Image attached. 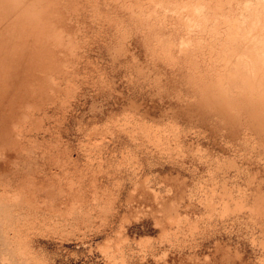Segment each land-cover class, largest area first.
Here are the masks:
<instances>
[{
    "label": "rangeland",
    "instance_id": "obj_1",
    "mask_svg": "<svg viewBox=\"0 0 264 264\" xmlns=\"http://www.w3.org/2000/svg\"><path fill=\"white\" fill-rule=\"evenodd\" d=\"M263 210L264 0H0V264H264Z\"/></svg>",
    "mask_w": 264,
    "mask_h": 264
},
{
    "label": "bare ground",
    "instance_id": "obj_2",
    "mask_svg": "<svg viewBox=\"0 0 264 264\" xmlns=\"http://www.w3.org/2000/svg\"><path fill=\"white\" fill-rule=\"evenodd\" d=\"M61 1H62V0H61ZM3 2H7V0H6V1L3 0ZM55 2H56V1H55ZM13 3H14V2H13ZM5 4H6V6H7V3H5ZM39 4H40V3H39ZM59 4H60V3H59ZM19 5H20V4H19ZM40 5H41V4H40ZM12 6H13V5H12ZM8 7H9V6H8ZM10 7H11V6H10ZM32 7H33V6H32ZM42 7H43V6H42ZM42 7L40 6V8L44 10V8H42ZM38 10H39V9H38ZM61 11H62V10H61ZM10 12H12V11H10ZM26 12H27V11H26ZM7 13H9V12H7ZM12 13H13V12H12ZM37 13H38V12H37ZM13 15H14V14H13ZM30 15H32V14H30ZM5 17H6V16H5ZM25 17H26V16H25ZM33 18H34V17H33ZM45 19H46V18H45ZM45 21H46V20H45ZM37 23H38V22H37ZM35 24H36V23H35ZM35 24H32V25L34 26ZM37 25H38V24H37ZM37 25H35V26H37ZM46 27H47V26H46ZM54 27H55V26H54ZM33 28H34V27H33ZM35 28H36V27H35ZM36 29L38 30L39 27L36 28ZM50 29H51V28H50ZM79 29H80V28H79ZM33 31H34V30H33ZM55 32H56V31H55ZM36 33H37V32H36ZM67 35H68V34H67ZM76 35H77V34H76ZM76 35H75V36H76ZM46 37H47V36H46ZM68 41H69V40H68ZM55 42H56V41H55ZM62 42H63V41H62ZM68 43H69V42H68ZM78 44H79V43H78ZM66 45H67V44H66ZM83 48H84V47H83ZM70 51H71V50H70ZM77 55H78V54H77ZM44 56H45V55H44ZM52 56H53V55H52ZM50 57H51V56H50ZM44 59H45V58H44ZM48 60H49V59H48ZM45 62H46V60H45ZM76 62H77V61H76ZM29 66H30V65H29ZM139 70H140V69H139ZM34 73H35V72H34ZM65 74H66V73H65ZM47 77H48V76H47ZM39 78H40V77H39ZM54 79H55V77H54ZM60 80H61V79H60ZM64 81H65V80H64ZM139 81H140V80H139ZM51 83H52V82H51ZM53 83H54V82H53ZM53 83H52V84H53ZM56 84H57V83H56ZM54 85H55V84H54ZM58 86H59V84H58ZM58 86H57V87H58ZM66 86H67V85H66ZM54 88H55V87H54ZM55 89H56V88H55ZM55 89H54V90H55ZM60 90H61V89H60ZM56 91H57V90H56ZM132 101H133V100H132ZM254 112H255V111H254ZM28 116H29V115H28ZM256 116H257V115H256ZM30 117H31V116H30ZM124 121H125V120H124ZM41 125H42V124H41ZM78 125H79V124H78ZM41 128H42V127H41ZM47 129H48V128H47ZM3 132H4V131H3ZM27 133H28V132H27ZM19 141H20V140H19ZM5 159H6V158H5ZM70 173H71V172H70ZM80 180H81V179H80ZM76 184H77V183H76ZM226 186H227V185H226ZM168 189H169V188H168ZM156 195H157V194H156ZM156 195H155V196H156ZM191 195H192V194H191ZM155 196H154V197H155ZM16 198H17V197H16ZM199 202H200V201H199ZM229 202H230V201H229ZM217 205H218V204H217ZM187 206H188V205H187ZM224 208H225V207H224ZM236 211H237V210H236ZM239 211H240V210H239ZM263 211H264V210H263ZM154 212H155V211H154ZM224 213H225V212H224ZM224 213H223V214H224ZM183 215H184V214H183ZM186 215H187V214H186ZM226 215H227V214H226ZM252 215H253V214H252ZM188 217H189V216H188ZM184 218H185V217H184ZM175 219H176V218H175ZM177 219H178V218H177ZM187 219H188V218H187ZM190 219H191V218H190ZM173 220H174V219H173ZM173 220H172V221H173ZM178 220H181V219H178ZM191 220H192V219H191ZM176 221H177V220H176ZM239 222H240V221H239ZM173 223H174V222H173ZM198 223H199V222H198ZM246 223H247V222H246ZM184 224H185V223H184ZM187 224H188V223H187ZM194 224H195V223H194ZM160 225H161V224H160ZM177 225H178V224H177ZM190 225H191V224H190ZM179 226H180V225H178V227H179ZM208 226H209V225H208ZM208 226H207V227H208ZM263 226H264V225H263ZM180 227H181V226H180ZM183 227H184V226H183ZM193 227H195V226H193ZM193 227H192V228H193ZM199 227H200V226H199ZM199 227H198V228H199ZM195 228H196V227H195ZM180 229H182V228H180ZM180 229H179V230H180ZM184 229H185V228H184ZM189 229H190V228H189ZM166 230H167V229H166ZM181 231H182V230H181ZM181 231H180V232H181ZM183 231H184V230H183ZM190 231H192V230H190ZM165 232H166V231H165ZM165 232H164V233H165ZM180 232H179V233H180ZM192 232H193V231H192ZM167 233H168V232H167ZM167 233H166V234H167ZM169 233H170V230H169ZM187 233H188V232H187ZM194 233H195V232H194ZM195 234H196V233H195ZM167 235H168V234H167ZM185 235H186V234H185ZM187 236H188V235H187ZM160 237H161V236H160ZM162 237H164V236H162ZM162 237H161V239H162ZM166 238H167V237H166ZM169 238H170V237H169ZM170 239H171V238H170ZM199 239H200V238H199ZM164 240H165V238H164ZM191 240H192V239H191ZM195 240H196V239H195ZM188 241H190V240H188ZM215 241H216V240H215ZM161 242H162V241H161ZM164 242H165V241H164ZM171 242H172V240H171ZM174 242H175V241H174ZM254 242H255V241H254ZM157 243H158V240H157ZM185 243H186V241H185ZM149 244H150V243H149ZM195 244H196V243H195ZM160 245H161V244H160ZM172 245H173V244H172ZM174 245H175V244H174ZM146 246H147V245H146ZM177 246H178V244H177ZM153 247H155V246H153ZM195 247H196V246H195ZM159 248H160V247H159ZM185 248H186V247H185ZM191 249H192V248H191ZM120 250H121V249H120ZM137 250H138V249H137ZM164 250H165V249H164ZM149 251H150V250H149ZM165 251H166V250H165ZM151 255H152V254H151ZM162 255H163V254H162ZM162 255H161V256H162ZM208 255H209V254H208ZM208 255H207V257H208ZM167 256H168V255H167ZM159 257H160V256H159ZM164 257H165V256H164ZM207 257H206V255H205V258H207ZM208 258H209V257H208ZM142 259H143V258H142ZM160 259L162 260V258H160ZM143 260H144V259H143ZM156 261H157V260H156ZM166 262H167V261H166Z\"/></svg>",
    "mask_w": 264,
    "mask_h": 264
}]
</instances>
